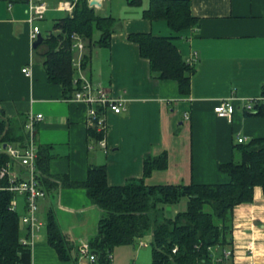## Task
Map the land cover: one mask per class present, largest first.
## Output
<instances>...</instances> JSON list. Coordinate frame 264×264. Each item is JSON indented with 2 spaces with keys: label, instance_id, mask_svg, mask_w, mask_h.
<instances>
[{
  "label": "crops",
  "instance_id": "1",
  "mask_svg": "<svg viewBox=\"0 0 264 264\" xmlns=\"http://www.w3.org/2000/svg\"><path fill=\"white\" fill-rule=\"evenodd\" d=\"M26 1L0 0V107L8 126L22 136L28 112L42 114L34 129L37 156L38 151L46 156L47 171L58 183L51 195L39 200L42 224L30 246V263L71 264L59 260L46 241H39L48 208L73 253L78 238L88 240L96 231L99 207L83 187L62 184L61 178L82 180L87 166L103 164L109 185L142 176L148 184L224 183L229 176L219 163L238 157L232 149L237 136L264 137V115L240 108L264 83V0H189L197 20L178 30L165 19L143 16L149 0L135 5L100 0L99 6L93 5L97 13L112 17L111 32L107 45L91 43L82 72L112 97H120L124 107L119 113L104 110L102 145L88 131L86 103L69 99L60 83L47 80L41 45L33 50L29 41ZM44 1L45 12H59L45 31L54 33L55 19L68 13L59 7L65 0H50V5ZM134 32L167 36L183 58L193 56L187 92L180 93L175 80L151 74L148 58L127 36ZM25 65L30 76L21 71ZM222 99L232 106L229 120L213 110ZM146 156L150 168L144 176ZM160 160L162 166L153 165ZM231 222L229 248L235 263H263L264 193L259 184L252 187L250 201L233 206ZM248 242L254 245L250 255L245 254Z\"/></svg>",
  "mask_w": 264,
  "mask_h": 264
},
{
  "label": "trees",
  "instance_id": "2",
  "mask_svg": "<svg viewBox=\"0 0 264 264\" xmlns=\"http://www.w3.org/2000/svg\"><path fill=\"white\" fill-rule=\"evenodd\" d=\"M139 2L126 0L130 5ZM142 14L149 19H165L174 30L193 25L197 20L191 12L189 0H149ZM111 24L110 15L97 13L93 6L87 4V0H75L70 13L55 19L52 25L55 32L43 36L42 42L47 46L42 52L46 78L60 83L64 95L69 96L77 86L72 83L71 32H78L85 40L86 50L81 57L83 68L89 59L91 43L108 44ZM94 29L99 34L91 41ZM127 36L137 42L139 53L148 58L153 76L173 79L180 93L188 91L193 63L182 57L167 36L150 32H134ZM260 93L264 95V83ZM263 107L264 103L261 104ZM96 108L100 111L102 106L96 105ZM88 131L96 139L103 135L101 130L92 126H88ZM21 137L8 126L0 107V143ZM232 149H235L238 157L219 163V169L229 176L224 183L148 184L142 176L121 185H109L103 164L87 166L82 180L61 178L62 184L83 187L90 202L100 209L96 231L87 240L90 251L96 256L91 264H233L222 260L216 262L211 250L213 246L219 247L216 252L219 255L220 248H229L233 206L250 201L255 184H259L264 193V137L237 142ZM6 159L7 156L0 151V164ZM36 162L46 195H51L58 183L50 177L46 156L41 151L40 154L38 151ZM143 165L145 176L150 168L147 156ZM153 165L162 166L163 161H155ZM3 184L4 180L0 178V186ZM182 196L186 197L185 208L172 216L165 215L164 206L178 201ZM11 197V191L0 188V264H29L30 248L18 242L20 221L16 211L9 208ZM44 221L46 242L54 248L58 259L75 262L72 244L61 233L51 208L46 210ZM148 228L151 231V262L115 263L111 260L110 252L114 246L133 243Z\"/></svg>",
  "mask_w": 264,
  "mask_h": 264
},
{
  "label": "built area",
  "instance_id": "3",
  "mask_svg": "<svg viewBox=\"0 0 264 264\" xmlns=\"http://www.w3.org/2000/svg\"><path fill=\"white\" fill-rule=\"evenodd\" d=\"M75 0H65L59 4L60 9L71 12ZM27 22L31 25L28 33L29 41L35 39L36 34L40 32L36 23L37 20L43 18L46 10V3L44 0H27ZM49 32L42 34L47 35ZM71 49L73 55L71 57V66L73 69L72 83L77 86L72 90L69 99L80 100L86 103V121L88 126L94 127L96 130H101L104 134L106 123L104 120V110L110 109L115 113L123 110L120 97H112L104 87L90 81L82 72L81 57L82 49L85 45L84 38L76 31H72ZM193 57V56H192ZM192 57L188 58V62H192ZM21 71L26 76H30L31 70L28 65L22 66ZM264 95L259 93L257 96L245 98L240 105L241 110L248 113H261L264 115ZM96 105L102 106L100 111L97 110ZM214 112L227 118H231L232 106L227 103L226 99L220 100L213 106ZM187 112L183 113V118L188 119ZM42 118L40 112H28L23 122L24 134L20 139L3 141L0 151L7 156V159L0 164V178L4 180V184L0 188L7 189L12 192V197L9 200V208L15 210V201L13 200V193L17 192L23 196V212L19 215V221L24 226V231L20 234L18 242L23 246H30L37 237V231L42 224V220L38 215L39 200L46 196V191L40 180L41 172L37 166V147L34 140V129L36 123ZM103 135L98 138L96 142L103 144ZM237 142H245L243 136H237ZM2 142V143H3ZM249 243V242H248ZM250 245V243H249ZM247 249L251 250L250 247ZM175 247L172 248V251ZM74 255L76 261L71 264H91L94 262L96 256L90 251L87 240L78 238L75 241ZM216 262L222 260L229 263L234 256L232 249L220 248ZM83 261V262H82ZM234 261V257H233ZM233 263V262H232ZM32 264V263H29Z\"/></svg>",
  "mask_w": 264,
  "mask_h": 264
},
{
  "label": "rangeland",
  "instance_id": "4",
  "mask_svg": "<svg viewBox=\"0 0 264 264\" xmlns=\"http://www.w3.org/2000/svg\"><path fill=\"white\" fill-rule=\"evenodd\" d=\"M49 5L52 4L50 0H48L47 2ZM59 15V12H51V11H47L44 14V18L37 20L39 26H41V31L42 34H45V31L48 29H50L51 27V19L53 18V16ZM98 36V30L94 29L93 33H92V38L91 41L94 40L95 37ZM39 45H41V50L43 52V50H45L47 48L46 44L41 42ZM86 50V46L84 45L82 52ZM13 200L15 201L16 205H15V211L16 213L19 215L22 214V204H23V196L20 193H13ZM186 197L183 196L181 197L178 201L172 203V204H167L164 206V214L167 216H172L176 211L178 210H183L185 208V201ZM44 227L41 228V232H42V238L39 241H46V237H43L44 235ZM20 236V235H19ZM150 239H151V231L150 229H146L142 236L137 239L136 241H134L133 243L130 244H120V245H116L111 249L110 252V257L111 260L114 261L115 263H125V262H129L132 261V259L135 262H140V263H149L152 261V253H151V244H150ZM38 241V242H39ZM250 243V245H249ZM247 243V247L245 249V254H252V250L247 249L248 247H253L254 245L251 244V242ZM33 249V247L31 248V250ZM219 250V247L217 246H213L211 252H212V257L213 258H218L219 256H217L218 253H216ZM48 254V252H47ZM233 262V264L235 263V259L233 261V257L231 258V260ZM83 262V261H82ZM231 262V263H232ZM71 263H73L71 261Z\"/></svg>",
  "mask_w": 264,
  "mask_h": 264
},
{
  "label": "water",
  "instance_id": "5",
  "mask_svg": "<svg viewBox=\"0 0 264 264\" xmlns=\"http://www.w3.org/2000/svg\"><path fill=\"white\" fill-rule=\"evenodd\" d=\"M87 4H88L89 6H93V5H97V6H99V5H100V0H87ZM42 39H43L42 34H41L40 32H38V33L36 34L35 39L32 41L31 46H32L33 48L37 47V46L42 42ZM4 145H5V143L3 142V143H2V146H4Z\"/></svg>",
  "mask_w": 264,
  "mask_h": 264
},
{
  "label": "bare ground",
  "instance_id": "6",
  "mask_svg": "<svg viewBox=\"0 0 264 264\" xmlns=\"http://www.w3.org/2000/svg\"><path fill=\"white\" fill-rule=\"evenodd\" d=\"M251 250H253V247H250Z\"/></svg>",
  "mask_w": 264,
  "mask_h": 264
}]
</instances>
